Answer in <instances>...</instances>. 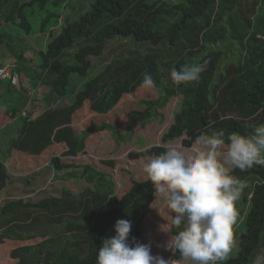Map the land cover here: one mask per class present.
Returning a JSON list of instances; mask_svg holds the SVG:
<instances>
[{
  "label": "trees",
  "instance_id": "16d2710c",
  "mask_svg": "<svg viewBox=\"0 0 264 264\" xmlns=\"http://www.w3.org/2000/svg\"><path fill=\"white\" fill-rule=\"evenodd\" d=\"M67 1L0 0V28L14 25L29 33L33 28L28 19L29 7L38 5L44 10L49 4L65 6ZM242 5L243 0H91L77 19L63 18L60 32L52 35L46 49L39 52L38 66L25 57L28 46H21V39H15L22 50L15 55L13 70L24 84L26 80L39 90L32 96L28 111L42 112L35 119L22 116L19 111L26 104L25 91L11 89L10 82L5 81L4 102L10 104L7 115L17 122L11 145L38 155L48 147L50 152L62 151V144L66 143L63 156L83 151L88 137L101 131H110L120 142L121 134L108 122L94 125L78 136L72 128L74 115L86 102L95 113H110L123 95L141 86L144 73H150L155 86L163 92L162 101L152 104L154 107H164L177 92L181 91V96L173 123L162 135L163 144L145 152H131L130 158L158 156L168 148L167 143L181 138L184 147L190 148L202 133L223 130L226 145L231 133L253 134L264 125V0H253L254 7L250 9ZM215 15L219 18L213 25ZM54 16L58 15H46L41 21L42 30ZM228 36L240 41L245 52L238 66H227L217 75L222 68L223 51L212 49L200 55L207 44ZM10 37L0 30L3 63L9 61L3 58L9 51L14 53L17 46ZM124 41L130 42L121 47ZM111 50L119 51L95 75L93 58ZM179 57L182 59L177 69L186 63L207 61L198 82L177 85L172 81V62ZM72 75L77 77L71 79ZM76 86L81 87L76 90ZM69 94H73L70 104L59 105ZM141 116L144 124L157 116L163 119L157 112L153 117H145L144 113ZM6 127L12 125L3 128ZM6 134L1 133V141ZM53 142L60 146L51 148ZM62 156L55 155L49 162L56 171L81 168L70 182L76 191L60 183L61 195L45 196L35 202L19 198L0 207V245L13 247L6 253L15 261L11 264H96L103 240L115 235L119 219L132 223L130 244L145 242V220L155 199L151 182L132 180L130 190L118 196L112 172L90 163L64 162ZM105 162L112 168L118 163L114 159ZM232 174L248 186L240 208L244 223L236 236L238 247L226 264H252L264 244V167L254 166L244 172L233 169ZM8 180L6 165L0 159V197ZM36 239L40 240L28 242ZM166 256L170 259L173 252ZM177 257L178 253L173 259Z\"/></svg>",
  "mask_w": 264,
  "mask_h": 264
},
{
  "label": "rangeland",
  "instance_id": "374dc122",
  "mask_svg": "<svg viewBox=\"0 0 264 264\" xmlns=\"http://www.w3.org/2000/svg\"><path fill=\"white\" fill-rule=\"evenodd\" d=\"M90 1L91 0H69L66 2L65 6L58 7L49 4L44 10H41L38 5H33L28 8V19H30V21L32 22V31L27 33L14 25L1 26L0 30L11 35L10 40H12V42L14 40V45H17L15 43V39H21L20 45L28 46V49L26 48L27 51L25 53V57L31 59L33 61V64L38 66V64L41 63L39 52L46 49L47 44L52 39V35H57L60 32L64 23L63 18H69L70 21L77 19L79 15L87 10ZM252 2L253 0H243L242 7L245 9H250L254 7L252 6ZM259 6L260 4H258V7ZM48 14H54L58 16L52 17L47 27L42 30L41 21ZM218 18L219 17L217 15H215L214 19L212 18V20L214 21L213 25L217 23L216 19ZM128 42L130 41H124V43L121 44V47H126L128 45ZM242 47L243 46L240 41L228 36L223 41L207 44L205 50L200 56L202 57L212 49L222 50L224 54L222 59V68L217 73V75H219L220 73L224 72L223 70L225 67L231 65H239L238 61L243 57L245 52ZM21 50L22 49H19V46L17 45L14 49V53L9 51V55L6 56L7 60H9L8 63H16L15 55L18 54ZM117 52L115 50H111L110 53L107 51L99 58H93V66L96 69H94V72L96 71L95 75L98 74L106 64L113 60V58L117 55ZM185 55L187 56L186 53ZM180 59H182V57L176 58L172 62V66L177 68V64L179 63ZM76 77V75H72L71 79H75ZM71 85L74 86L73 84ZM28 86L29 84L26 83V80L25 84L22 81L23 89L27 90ZM80 87L76 86V90H79ZM1 90L3 94L0 92V96L3 97V95L5 94V89L2 88ZM42 91L45 92L46 88H42ZM162 94V90L160 88H157L156 86L152 88H143L140 86L136 89L135 92L123 95L115 108L110 113L103 115L93 112L90 109L89 102H86L84 107L76 112L72 121V128L74 127L76 134L78 136H82L84 132L92 126L108 122L113 125L121 134V141L117 142L116 137L110 131H101L94 133L88 137L86 141L87 146L83 151L77 154L62 156V153L64 151L63 148L66 144L63 143L62 151L54 154V156L60 154L64 162H73L75 164L90 163L96 166L99 170L112 172L113 179L116 183L115 193L118 196L124 195L127 191L130 190L132 186V180L147 179L146 174L143 172V163L148 159L157 156L145 155L132 159L130 158L129 153L145 152L152 146L162 145V135L173 123L174 111L177 108L176 103L180 99L181 91L175 93L176 95L172 96L164 107H154L152 104L155 105L157 101H162ZM28 98H31V96H28ZM72 98L73 94H69V96L62 100L59 105L63 107L69 105L72 101ZM27 100L26 104H24L23 108L19 112H21L22 116H33L32 119H35L40 116L42 111L39 109H35L31 113H29L28 107L30 104H28ZM2 106L4 110L7 109L6 103H3ZM24 111H26V115H24ZM156 112L162 115V120L160 119V116H157L156 119H153L146 124L142 122L143 117L141 116V114L144 113L145 117L147 115H150L149 117H153ZM220 113L226 114L222 112ZM233 114L234 113H231L230 115ZM226 116L229 115L227 114ZM130 126L133 127L132 130L129 129ZM1 129L2 128H0V130ZM15 130L16 127L4 128L0 132V135L5 131V133L8 134L4 135L3 138H15ZM11 144H13V141H11V139H8L7 146H3L2 142H0V159L7 161L11 157L9 151L14 149ZM57 146H60L59 143L53 142V144L50 145L51 148H57ZM167 146L176 147L185 152L189 151L190 149L184 147V145L182 144V138L172 143H167ZM15 155L16 153H13L12 158H14ZM50 156L51 154H49V157ZM111 159L118 161L115 168L110 167L107 162L104 163V161H108ZM27 163L28 162L25 161L24 163H22V165ZM22 169L28 170L29 167L24 166V168ZM54 169L51 163H47L40 170L31 171L27 174H18L9 169V180L5 188H3L1 191L2 196L0 197V207L7 201L16 200L19 198H26L27 200L29 199L35 202L45 196L61 195V189L59 187L60 183H57L58 181H65L66 183L63 184L67 189L73 192L76 191V188H73L70 182L74 179L75 175L78 173V171L81 170V168L78 167L68 170L65 169L61 172H54ZM45 178L49 180H45ZM244 194L237 205L240 212V218L238 219V223L234 228L235 236L239 235V233L241 232L240 229L242 228V224L244 223V213L243 211L241 212L240 209L241 204H243L242 200ZM156 199L157 197L155 196L153 203ZM153 203L148 208V215L147 219L145 220V242L140 241L139 243L150 244L152 255L162 256L165 260H168L166 254L167 252L172 251L166 250V244L173 235V225L171 224V219L174 214L167 209L166 204L164 203L162 198L157 203ZM39 240L40 239L30 240L28 242H30V244H33L38 242ZM22 244L25 243L22 242L21 245ZM16 245L18 246V243H16L15 246ZM12 248L13 247H10V245H8L7 243L0 245V262L5 264L15 263L13 259L8 258L9 254L8 257L6 255V253ZM260 251H264V244L262 245Z\"/></svg>",
  "mask_w": 264,
  "mask_h": 264
},
{
  "label": "clouds",
  "instance_id": "9594fccd",
  "mask_svg": "<svg viewBox=\"0 0 264 264\" xmlns=\"http://www.w3.org/2000/svg\"><path fill=\"white\" fill-rule=\"evenodd\" d=\"M206 68L207 61L186 63L179 69L173 67L170 76L177 85L198 82ZM154 86L153 76L144 73L141 87ZM224 137L223 130L202 133L189 151L168 147L143 163L157 197L153 204L162 198L174 214L171 224L177 231L166 250L173 256L178 253L176 259L152 255L150 244H130L132 223L119 219L115 235L103 240L96 264H226L238 247L234 233L240 218L237 205L248 186L232 174L233 169L244 172L264 167V125L250 135L231 133L226 146ZM252 264H264V251Z\"/></svg>",
  "mask_w": 264,
  "mask_h": 264
},
{
  "label": "crops",
  "instance_id": "0c3cea01",
  "mask_svg": "<svg viewBox=\"0 0 264 264\" xmlns=\"http://www.w3.org/2000/svg\"><path fill=\"white\" fill-rule=\"evenodd\" d=\"M3 59H6V57L3 58ZM5 63H7V61ZM5 81L6 80L0 81V92L1 93H2V90H1L2 88L5 89V93H6L7 89L5 88V84H6ZM10 88L14 89L13 87H10ZM28 88L33 89L34 90V94L39 92L38 88H33L31 83H29ZM24 91H25V89H24ZM28 96L29 95H26V100H27ZM32 96H31V98H28V100H27L28 104H30V102H31V100L33 98ZM4 99H5L4 96L3 97L0 96V128H2V129H4L3 127L5 125L9 124V125H12V127H14L17 124V122L15 121V118H11L9 115H7V110L9 109L8 105H10V104L4 102ZM3 103H6V105H7V109L6 110H4V108L2 106ZM30 118L32 119L33 116H30ZM8 127H6V128H8ZM0 132H1V130H0ZM11 138H14V137H11ZM11 138H6V140H2L0 142H3L2 143L3 146L4 145L7 146L8 145V139H11ZM50 150L51 149L48 147L41 154L34 155V154L29 153V152L22 151V150H19L17 148H14L11 151H9V154L11 155V157L7 161L2 160V159L1 160L5 163V165L7 167V171L10 169L11 171H13L15 173H18V174H20V173L27 174V173H29L31 171L42 169L47 163H50L49 161H50L51 157L54 156V154H57V153L61 152V150H59V149H57V150L55 149V150H53L51 152H50ZM13 153H16L14 158H12V154ZM49 154H51L50 157H49ZM25 161L28 162V163L22 165V163H24ZM14 163H15V165H14ZM24 166L29 167V169L28 170H23L22 168H24ZM53 169H54V167H53ZM55 171L56 170L54 169V172ZM58 172H61V171H58ZM45 180H49V179L45 178ZM57 183H66V182L65 181L64 182H59L58 181Z\"/></svg>",
  "mask_w": 264,
  "mask_h": 264
},
{
  "label": "built area",
  "instance_id": "2783aa9c",
  "mask_svg": "<svg viewBox=\"0 0 264 264\" xmlns=\"http://www.w3.org/2000/svg\"><path fill=\"white\" fill-rule=\"evenodd\" d=\"M15 63H3L0 59V81L6 80L9 81L11 86L15 89L21 90L22 89V80L19 73L13 70ZM34 90L31 88L27 89V94L32 96ZM26 115V112L24 113Z\"/></svg>",
  "mask_w": 264,
  "mask_h": 264
}]
</instances>
